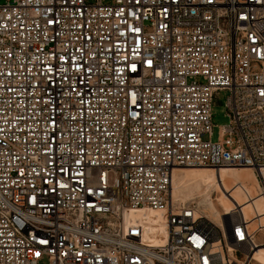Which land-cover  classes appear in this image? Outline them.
Here are the masks:
<instances>
[{
  "label": "built area",
  "instance_id": "built-area-1",
  "mask_svg": "<svg viewBox=\"0 0 264 264\" xmlns=\"http://www.w3.org/2000/svg\"><path fill=\"white\" fill-rule=\"evenodd\" d=\"M186 167L264 188V0H0V264H256L264 225L176 200Z\"/></svg>",
  "mask_w": 264,
  "mask_h": 264
},
{
  "label": "bare ground",
  "instance_id": "bare-ground-1",
  "mask_svg": "<svg viewBox=\"0 0 264 264\" xmlns=\"http://www.w3.org/2000/svg\"><path fill=\"white\" fill-rule=\"evenodd\" d=\"M201 169L205 171L204 173L200 172L201 174L198 176L191 177L192 175L188 174ZM202 175L207 176V178L202 179ZM193 182L196 183L197 189L201 190L199 195L193 196L191 200L195 201L199 198L198 204L203 211L202 213L207 214L209 220L217 222L228 237L226 216H233L236 219L237 212L234 210L236 207L238 210H242L247 220L253 219L254 214H256L257 219L252 221L254 225L259 222L264 225V188L253 168L186 167L178 169L175 171L173 179L174 198L183 202L190 201H186L189 195L183 190ZM202 182H206L208 185L203 188ZM214 192H218L216 198L213 197L212 193ZM246 192L250 194L251 199L248 200ZM136 219H139L143 224L144 240L154 244L164 242L167 234L164 225L166 222L164 213L150 209L130 211L127 221L131 223ZM259 240L264 241L262 238ZM258 257L264 259V246L259 247L254 254L255 262Z\"/></svg>",
  "mask_w": 264,
  "mask_h": 264
},
{
  "label": "rangeland",
  "instance_id": "rangeland-1",
  "mask_svg": "<svg viewBox=\"0 0 264 264\" xmlns=\"http://www.w3.org/2000/svg\"><path fill=\"white\" fill-rule=\"evenodd\" d=\"M110 1H112V0H110ZM229 95H230L229 90H219L215 94V98H214V102H213V119H212L213 124H214V131H213L212 139L214 141L218 140L219 131H220L221 127L227 125L230 122V117L228 116V109L226 106ZM198 171H192V172H189L188 174H191L192 175L191 177H194V175L198 176L199 174H201L200 172L204 173L205 170L201 169ZM205 178H207V176L202 175V179H205ZM207 185L208 184L206 182L201 183V186L203 188H205ZM200 190L197 189L196 183L193 182L192 184H190L185 190H183V191H186V193L189 195V197L186 199V201L191 200L193 196L197 197L199 195ZM212 194H213V197L216 198L218 192H214ZM198 200H199V198L195 199L196 202H198ZM199 211H200L199 212L200 214H202L203 216L208 218L207 214L202 213L203 212L202 209H199ZM208 220H209V218H208ZM226 220H227V227L229 230L230 225L232 224L230 221L235 220V218L233 216H226ZM210 222H212V223L214 222V224L219 225L215 221L210 220ZM256 263L264 264V259L262 257H258V258H256Z\"/></svg>",
  "mask_w": 264,
  "mask_h": 264
},
{
  "label": "water",
  "instance_id": "water-1",
  "mask_svg": "<svg viewBox=\"0 0 264 264\" xmlns=\"http://www.w3.org/2000/svg\"><path fill=\"white\" fill-rule=\"evenodd\" d=\"M229 232H230V233H232V232H233V227H232V224L230 225Z\"/></svg>",
  "mask_w": 264,
  "mask_h": 264
}]
</instances>
